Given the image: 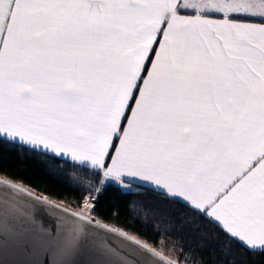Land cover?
Masks as SVG:
<instances>
[{"label": "snow or ice", "instance_id": "snow-or-ice-1", "mask_svg": "<svg viewBox=\"0 0 264 264\" xmlns=\"http://www.w3.org/2000/svg\"><path fill=\"white\" fill-rule=\"evenodd\" d=\"M0 144L63 161L82 193L50 230L33 215L47 196L26 210L7 192L25 189L0 180V264L10 243L51 253L34 264H76L106 233L139 248L101 241L95 264H207L192 244L171 258L93 219L110 186L151 194L130 207L165 226L164 250L199 221L225 252L264 254V0H0Z\"/></svg>", "mask_w": 264, "mask_h": 264}, {"label": "trees", "instance_id": "trees-1", "mask_svg": "<svg viewBox=\"0 0 264 264\" xmlns=\"http://www.w3.org/2000/svg\"><path fill=\"white\" fill-rule=\"evenodd\" d=\"M63 164V161H53L38 153L21 150L18 146L0 144V174L76 207L82 193L78 186L70 183L73 175H75L73 171L67 167L62 169L58 167ZM83 194L87 195L86 193ZM153 199L151 194L147 192L138 196L135 193H125L115 186H110L98 200L96 212L99 215L94 217L100 218L102 216L103 221L120 227L151 245L157 246L158 242L167 235L165 226L154 219L151 214L145 218L143 213L139 215L133 213L130 207L133 201H152ZM144 207L166 211L169 216L174 218L177 225L182 220L189 218L185 216L187 209L180 203L165 205L154 202L146 203ZM114 214L115 219H112ZM197 223H199L198 232H193L191 228L184 227L182 230L177 229L180 235L174 234L167 237V241L172 242L178 249L175 258L181 252L187 255L185 248L192 244L195 247L190 251L195 253L199 259L207 261V264H231L233 260L237 264H264V254L250 252L246 248L238 247L235 243H232V251L225 252L224 248L229 243L227 239L217 235V230L207 222L198 221Z\"/></svg>", "mask_w": 264, "mask_h": 264}, {"label": "water", "instance_id": "water-1", "mask_svg": "<svg viewBox=\"0 0 264 264\" xmlns=\"http://www.w3.org/2000/svg\"><path fill=\"white\" fill-rule=\"evenodd\" d=\"M8 179L12 183H16L19 186L23 187L25 189L24 192H18L11 188H7V192L11 194V197L16 198V203H18L22 208L26 210H31L29 208V205H35L37 203L36 198L39 197L41 201H43L44 197L47 196L44 193H41L39 191H36L35 189L26 186L22 184L21 182H18L14 179H11L5 175L0 174V180ZM6 186L0 184V189H4ZM48 203L47 204H41L38 207H36L33 211V215L42 223L46 228L50 230H54L57 225V216L53 215V212H61L62 214H67L71 212L78 211L74 209L73 207L69 206L68 204H65L57 199H54L52 197L47 196ZM4 199L3 192L0 191V200ZM51 208V212L45 211V209ZM66 210V213L64 212ZM93 219H97L93 217ZM105 222V221H102ZM107 223V222H106ZM109 226H114L110 223H108ZM117 227V226H115ZM121 230L126 231L121 228ZM103 231V230H100ZM128 235H134L128 231H126ZM112 236L115 237L114 240H109L106 237ZM136 236V235H134ZM11 238V237H10ZM137 239L141 240L142 243H148L138 236H136ZM116 240H123L125 244L130 245L133 248H139L138 245L132 244L131 241L124 240L123 237L115 236V233H106L104 237L100 236H91L89 237V242L86 246L81 248L78 252L74 253L72 259L75 260L76 264H95V262L100 258L99 251H98V245L101 241L104 243H107L110 247L117 248L118 251H120L122 254H127L126 250L120 249L119 246L116 244ZM150 247H154L149 243ZM28 251H26V246L24 244H9L7 256L5 259L9 262V264H34L37 260H42L47 256L49 259H51V253H46L42 247H40L38 244L33 248L31 245L27 246ZM155 248V247H154ZM157 251H159L156 248ZM140 251H144V249H140ZM148 255H151L150 253ZM130 259H135V257L129 256Z\"/></svg>", "mask_w": 264, "mask_h": 264}, {"label": "rangeland", "instance_id": "rangeland-1", "mask_svg": "<svg viewBox=\"0 0 264 264\" xmlns=\"http://www.w3.org/2000/svg\"><path fill=\"white\" fill-rule=\"evenodd\" d=\"M69 206H71V205H69ZM71 207H73V206H71ZM73 208L78 210V211L80 210L79 208H76V207H73ZM162 242H163V240H160L158 242L157 246H154V245L153 246L155 248H157L159 251H164V255L169 256L171 258H175V255H176V253L178 251L177 247H175V252H173L172 249H173V247L175 245L172 242H168V250H164V249L161 248Z\"/></svg>", "mask_w": 264, "mask_h": 264}]
</instances>
